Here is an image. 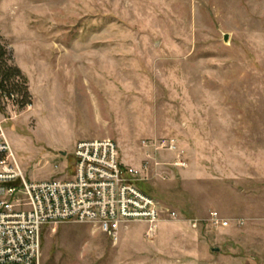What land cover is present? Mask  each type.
<instances>
[{"label":"rangeland","instance_id":"rangeland-1","mask_svg":"<svg viewBox=\"0 0 264 264\" xmlns=\"http://www.w3.org/2000/svg\"><path fill=\"white\" fill-rule=\"evenodd\" d=\"M0 44L29 94L0 96L26 180L70 179L75 143L110 138L185 219L46 226L42 264H264V0H0Z\"/></svg>","mask_w":264,"mask_h":264},{"label":"built area","instance_id":"built-area-1","mask_svg":"<svg viewBox=\"0 0 264 264\" xmlns=\"http://www.w3.org/2000/svg\"><path fill=\"white\" fill-rule=\"evenodd\" d=\"M72 155L70 179L28 181L0 121V264H42L41 234L46 226L94 223L116 237L119 227L130 222L143 223L151 235L164 214L168 220H185L133 183L137 170L123 166L110 138L79 140ZM206 221L214 228L229 225L215 210ZM188 222L198 224L196 219Z\"/></svg>","mask_w":264,"mask_h":264},{"label":"trees","instance_id":"trees-1","mask_svg":"<svg viewBox=\"0 0 264 264\" xmlns=\"http://www.w3.org/2000/svg\"><path fill=\"white\" fill-rule=\"evenodd\" d=\"M5 55L6 52L0 44V96L14 99L15 96L13 93H16L21 97V106L26 105L28 103L27 99L29 98V94L25 80L16 67L8 66L5 63ZM14 77H18L21 82H14Z\"/></svg>","mask_w":264,"mask_h":264},{"label":"water","instance_id":"water-1","mask_svg":"<svg viewBox=\"0 0 264 264\" xmlns=\"http://www.w3.org/2000/svg\"><path fill=\"white\" fill-rule=\"evenodd\" d=\"M223 40H224V41H226V40H227V36H226V35L224 36V39H223Z\"/></svg>","mask_w":264,"mask_h":264}]
</instances>
